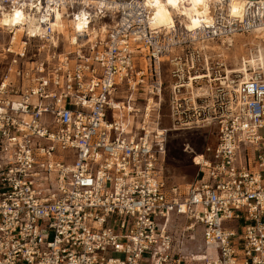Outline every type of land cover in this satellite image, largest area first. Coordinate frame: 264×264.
Masks as SVG:
<instances>
[{
	"label": "built area",
	"instance_id": "obj_1",
	"mask_svg": "<svg viewBox=\"0 0 264 264\" xmlns=\"http://www.w3.org/2000/svg\"><path fill=\"white\" fill-rule=\"evenodd\" d=\"M96 1L0 0V19L23 14L0 25V264H264V66L242 81L214 50L264 33V0L239 16L221 0L192 31L156 28L144 0ZM85 10L105 36L67 52L51 12ZM208 127L194 181L168 187V133ZM173 217L201 229L199 253Z\"/></svg>",
	"mask_w": 264,
	"mask_h": 264
},
{
	"label": "rangeland",
	"instance_id": "obj_2",
	"mask_svg": "<svg viewBox=\"0 0 264 264\" xmlns=\"http://www.w3.org/2000/svg\"><path fill=\"white\" fill-rule=\"evenodd\" d=\"M182 23L184 24V22ZM70 25H72V23ZM98 26H102V24H99ZM98 26L96 25V29ZM69 34L70 36H73V30L70 29ZM88 34L89 33L86 32V37ZM258 34L260 33L242 35L238 37V40L236 36L233 39L234 42L231 44V47H228L226 44L223 46L220 44H214L215 52L221 54L222 60L228 70L239 69L241 66V60L243 58H248L249 55L254 52V49L256 48L255 46L260 45L261 48L264 49V35H259L262 39L254 40V37ZM3 36L4 34L0 31V45ZM94 41L88 43V45L94 43ZM60 42L63 43L65 51L68 52L73 50V47L68 40L65 42L63 37H60ZM207 93L210 94L209 89H207ZM166 102L167 96L165 97V103L163 105L162 124L168 127L170 121L167 119L168 112ZM260 133L263 135L264 132ZM215 142L216 128L214 127L168 133L164 153L159 160L162 176L167 186H177L182 193L185 192L188 186L194 181L197 173V167L195 165H199V159L201 158L204 148L208 145H214ZM187 226H189V222H187L185 218L173 217L169 228L176 240L180 239L181 234H184L185 238H188L186 240L187 242H184V245L191 248L194 253H199L201 229L198 226H194L192 230L184 232V229ZM199 256L201 257L202 255H196V257Z\"/></svg>",
	"mask_w": 264,
	"mask_h": 264
},
{
	"label": "bare ground",
	"instance_id": "obj_3",
	"mask_svg": "<svg viewBox=\"0 0 264 264\" xmlns=\"http://www.w3.org/2000/svg\"><path fill=\"white\" fill-rule=\"evenodd\" d=\"M84 6L98 5L96 0H82ZM260 1V0H259ZM150 14L152 16L153 25L158 27H171L174 25V19L180 17L182 22H184L185 27L192 31L197 28L203 27V24L210 25L212 23V18L215 14L216 6L221 2V0H144ZM252 2L251 0H228V13L234 16L241 15L246 4ZM19 14V15H18ZM52 18L50 20V25L59 31L65 42L68 40L70 45L72 44H85L93 42L99 34L100 38L103 39L106 32V27L104 25L98 26L96 29V24L88 25L87 15L89 12L87 10L81 11L77 15L76 21H66L63 20L58 12H51ZM92 15V14H91ZM90 15V16H91ZM96 15V14H95ZM92 17V16H91ZM23 14L20 11H15L13 15H4L0 19L1 26H15L22 22ZM91 22L93 23L94 20ZM72 23V25H70ZM22 28L19 29V32ZM73 30L74 35L70 36L69 30ZM30 35L36 32V26L33 22H30L28 26ZM86 32L89 34L86 37ZM80 33V34H79ZM259 33V32H257ZM264 35L260 33L254 37V40L262 39L259 35ZM236 37V36H235ZM237 36V40L239 39ZM264 38V37H263ZM228 46L233 44V39L226 40ZM254 42V41H253ZM69 46V45H68ZM254 52L249 55L248 58L242 59V65L240 66L241 72L244 75L242 81H245L249 77L247 67L250 70H255L259 67L264 66V49L260 45L255 46ZM189 154V153H188ZM202 162V157L199 159V164ZM191 227L190 229H192Z\"/></svg>",
	"mask_w": 264,
	"mask_h": 264
},
{
	"label": "water",
	"instance_id": "obj_4",
	"mask_svg": "<svg viewBox=\"0 0 264 264\" xmlns=\"http://www.w3.org/2000/svg\"><path fill=\"white\" fill-rule=\"evenodd\" d=\"M251 1H258V0H251Z\"/></svg>",
	"mask_w": 264,
	"mask_h": 264
},
{
	"label": "snow or ice",
	"instance_id": "obj_5",
	"mask_svg": "<svg viewBox=\"0 0 264 264\" xmlns=\"http://www.w3.org/2000/svg\"><path fill=\"white\" fill-rule=\"evenodd\" d=\"M19 15V14H18Z\"/></svg>",
	"mask_w": 264,
	"mask_h": 264
}]
</instances>
